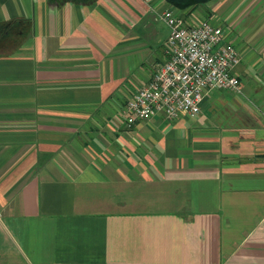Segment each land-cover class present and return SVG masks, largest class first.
<instances>
[{"label":"crops","instance_id":"1","mask_svg":"<svg viewBox=\"0 0 264 264\" xmlns=\"http://www.w3.org/2000/svg\"><path fill=\"white\" fill-rule=\"evenodd\" d=\"M175 9L241 90L129 125ZM0 264H264V0H0Z\"/></svg>","mask_w":264,"mask_h":264},{"label":"built area","instance_id":"2","mask_svg":"<svg viewBox=\"0 0 264 264\" xmlns=\"http://www.w3.org/2000/svg\"><path fill=\"white\" fill-rule=\"evenodd\" d=\"M162 18L170 28L166 58L150 81L127 99L124 116L129 125L156 115L197 116L213 89L241 90L235 67L242 55L222 26L210 20L189 24L175 9L163 11Z\"/></svg>","mask_w":264,"mask_h":264},{"label":"trees","instance_id":"3","mask_svg":"<svg viewBox=\"0 0 264 264\" xmlns=\"http://www.w3.org/2000/svg\"><path fill=\"white\" fill-rule=\"evenodd\" d=\"M51 1L60 3V2L67 1V0H51ZM77 1H87V0H77ZM167 1L174 8L184 10V9H187V8L195 7V6H197L199 4H202V3L209 2L211 0H167Z\"/></svg>","mask_w":264,"mask_h":264}]
</instances>
